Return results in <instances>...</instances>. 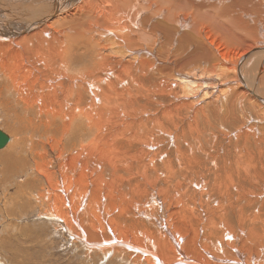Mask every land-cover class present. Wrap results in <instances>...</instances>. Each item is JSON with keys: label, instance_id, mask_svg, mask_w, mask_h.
Wrapping results in <instances>:
<instances>
[{"label": "bare ground", "instance_id": "1", "mask_svg": "<svg viewBox=\"0 0 264 264\" xmlns=\"http://www.w3.org/2000/svg\"><path fill=\"white\" fill-rule=\"evenodd\" d=\"M56 1L0 0V31L11 35L0 38V93H9L0 104L21 131L10 141L0 129L7 137L0 158L14 162L0 163V185L47 154H31L29 132L35 142L46 140L43 149L69 141L59 149L61 181L53 185L47 163L37 162L32 187H51V211L64 218L67 206L63 225L106 258L264 264V0H62L51 10ZM83 56L94 67L70 74ZM209 87L218 93L206 104L211 115L202 106ZM163 103L161 114L154 111ZM15 105L24 109L12 111ZM43 116L47 124L36 127ZM191 135L201 139L194 149ZM202 150L223 167L202 168ZM103 162L112 174L90 198L84 184ZM137 165L132 178L141 183L124 185ZM184 170L194 194L173 203L157 184ZM152 189L171 200L174 220L160 216L156 196L161 214L146 211L155 207ZM173 192L187 191L179 184ZM78 211H90L96 225L86 227Z\"/></svg>", "mask_w": 264, "mask_h": 264}, {"label": "rangeland", "instance_id": "2", "mask_svg": "<svg viewBox=\"0 0 264 264\" xmlns=\"http://www.w3.org/2000/svg\"><path fill=\"white\" fill-rule=\"evenodd\" d=\"M61 2L62 0H57L53 5L50 6L51 10H54L55 7H59ZM10 37L11 35L8 33L0 31V38ZM232 49L238 52L242 50L240 49L239 45L233 46ZM240 55L244 56L246 53ZM1 60L3 63L4 60ZM94 62L95 60L92 61L89 57L83 56L69 66V73L75 75L80 73L85 67H88V65H93L94 67ZM92 69L93 68H91V71ZM1 71H3L2 65H0V72ZM101 84L106 85L102 82ZM23 86H26V84ZM78 89H80V87ZM207 91L209 94L203 97L202 101L204 105L202 106L205 109V113L211 115L212 109L208 110V105L206 104L214 101L215 98L217 99L218 93L213 92L210 87ZM18 92L20 95H22L20 90ZM0 96L7 98L9 97V93L3 90V93H0ZM166 104L168 103H163L162 106H158L154 109V111H157L161 114L162 111L160 108ZM8 107L9 106L6 104H0V129H2L8 135L10 141L20 140L21 131L19 125L12 126L9 121H7L8 119H6ZM18 109L24 108L22 105H15L11 108L12 111H16ZM228 110L230 111L229 103ZM236 112H238L237 109ZM45 117L46 116H43L37 119L36 127L41 128L42 125L47 124V119H45ZM48 117L49 115L47 118ZM145 125L146 123L144 121L143 126ZM197 126L200 128L204 127L201 124H198ZM36 135L37 134L33 131L29 132V135H27V142L30 144L29 147L31 148V154L39 151L46 152L47 154L44 155L42 159H38L36 157L30 161L29 165L25 168L24 173L17 177V179H14V181H9V183L5 186L0 185V264H132L130 263L129 259H127L128 261H123L110 256L106 258L98 249L97 245L88 246L85 243L86 241L81 240V238L78 237L77 231L69 232L67 230L68 226L63 225L64 221L66 220L65 214L67 211V206L60 208V212L64 215V218H61L56 212L51 211L50 202L46 199V195L51 198L52 201L56 198L55 194L50 189L51 187H43L42 190H37L32 187V183L36 180L35 175L37 162L42 163L45 161L47 163V169L54 175L52 182L53 185L61 181L60 174L62 169L60 160L63 158V156L61 155L59 149L66 148L69 144V141L60 140L61 142L59 141V143L55 144L52 148L46 147L43 149V142L46 140L35 142L31 139V137ZM210 137L212 138L213 136ZM194 141L201 142V139L198 137V135H191L186 140V142L190 144L193 149L195 148V145L193 144ZM23 152L24 148L19 149V155H21ZM159 155L162 156L161 153H159ZM197 156L205 162L202 168H210L211 170L217 172V170H220L223 167L222 163H220V159H218L216 163L212 161V156L208 151H198ZM0 163L14 164L13 161H9L4 158H0ZM139 171L140 168L137 165V169L127 172L123 184H140L141 179L138 175L136 179L132 178L133 174ZM185 172L186 170L182 171L168 182L161 181L157 184V187H167L169 189L170 197L173 198V203L178 199L185 200L186 197L193 196L194 194V192L189 191L187 187V183L192 181L194 178L190 173ZM111 174V167L105 162L100 163V166H97L92 173H89L88 179L84 184V188L85 191L87 190L90 198L93 197H91V194H93L95 190L98 189L99 180L101 178H109ZM38 179L40 180L41 184L44 185L46 181L44 177L40 175ZM211 181H213L212 178L208 179V181L201 186L202 190L208 189L211 185L208 182ZM179 184H181L187 192L186 194H181V197L178 198L177 196H174L175 193L173 192V188ZM151 191L153 193L150 196L149 201H152L153 204L150 206L152 203L151 202L149 206L151 208L155 206L154 208L157 210L155 211L154 208H147V210H145L149 211L150 213L153 211L151 214L157 213V216L161 214L160 205H155V201L152 200L156 196L162 201L163 215L161 214L160 216L169 218L171 215L173 216L174 220L173 213L169 214L172 208L171 200H166L163 196H159L155 189H152ZM40 192H43L44 195H42ZM259 200L264 201L263 198H260ZM159 207L160 210H158ZM75 211L76 210H74V214H76ZM77 216L78 220L82 223H85V226L88 228H93L96 225V221L90 216V211H87L85 214L81 213ZM209 217H211V215L207 214L204 219ZM74 226H76V224H74ZM240 244L241 243H239V245ZM135 245L144 246V244L139 243H136ZM166 255H168V251H166Z\"/></svg>", "mask_w": 264, "mask_h": 264}, {"label": "water", "instance_id": "3", "mask_svg": "<svg viewBox=\"0 0 264 264\" xmlns=\"http://www.w3.org/2000/svg\"><path fill=\"white\" fill-rule=\"evenodd\" d=\"M4 138L7 140L6 135L3 133L2 130H0V146H1V147H3V145L6 143V142H5V143L3 144V139H4Z\"/></svg>", "mask_w": 264, "mask_h": 264}]
</instances>
